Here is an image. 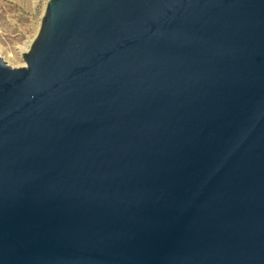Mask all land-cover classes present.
<instances>
[{
    "label": "water",
    "instance_id": "obj_1",
    "mask_svg": "<svg viewBox=\"0 0 264 264\" xmlns=\"http://www.w3.org/2000/svg\"><path fill=\"white\" fill-rule=\"evenodd\" d=\"M0 58V264H264V0H48Z\"/></svg>",
    "mask_w": 264,
    "mask_h": 264
},
{
    "label": "rangeland",
    "instance_id": "obj_2",
    "mask_svg": "<svg viewBox=\"0 0 264 264\" xmlns=\"http://www.w3.org/2000/svg\"><path fill=\"white\" fill-rule=\"evenodd\" d=\"M48 0H0V58L24 66L21 54L36 37Z\"/></svg>",
    "mask_w": 264,
    "mask_h": 264
},
{
    "label": "bare ground",
    "instance_id": "obj_3",
    "mask_svg": "<svg viewBox=\"0 0 264 264\" xmlns=\"http://www.w3.org/2000/svg\"><path fill=\"white\" fill-rule=\"evenodd\" d=\"M28 47H29V46H27V47H26V48L23 50L25 53L27 52V50H28Z\"/></svg>",
    "mask_w": 264,
    "mask_h": 264
}]
</instances>
